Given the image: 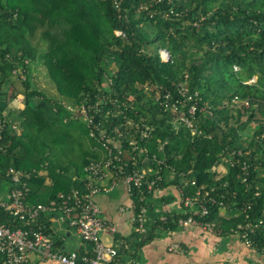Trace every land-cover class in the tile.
Returning <instances> with one entry per match:
<instances>
[{"label":"trees","instance_id":"obj_1","mask_svg":"<svg viewBox=\"0 0 264 264\" xmlns=\"http://www.w3.org/2000/svg\"><path fill=\"white\" fill-rule=\"evenodd\" d=\"M160 49L169 59L161 58ZM38 65L57 97L34 84ZM19 94L22 106H15ZM82 106L93 124L126 126L130 119L131 125L152 127L147 137L137 135L138 159L126 156V162L158 170L160 188L174 185L185 194L209 189L216 201L205 203L204 219L216 228L236 230L261 220L249 237L264 252V0H0V121L6 143L0 174L10 166L30 172L29 206L83 189L85 166L104 158L101 145L88 136ZM180 111L197 132L176 120ZM66 151L74 156L64 157ZM220 164L224 173L215 169ZM152 194L134 188V212L151 209ZM222 208L237 213L228 219L220 215ZM186 216L156 217L144 222V233L133 234L147 241L151 229L173 230ZM39 219L55 241L50 216ZM0 223L25 227L2 209ZM127 239L118 246L120 254L129 252ZM78 251L92 255L91 244L84 241Z\"/></svg>","mask_w":264,"mask_h":264},{"label":"built area","instance_id":"obj_2","mask_svg":"<svg viewBox=\"0 0 264 264\" xmlns=\"http://www.w3.org/2000/svg\"><path fill=\"white\" fill-rule=\"evenodd\" d=\"M116 33L119 32L116 31ZM159 52L163 60L169 59L167 50L160 49ZM167 96L168 94L165 95L166 98ZM233 100L236 101L235 98ZM242 103L246 105L247 101H242ZM116 107L118 111H121L119 105ZM171 107L176 110V102H173ZM96 110H101V108H96ZM194 110L193 104L188 112L193 114ZM106 113H110V110ZM80 115L87 122L88 136L94 138L104 150L103 159L92 161L85 166L87 179L83 183V189L74 188L68 193L58 194L57 199L48 203L29 206L26 202V195L30 172L10 166L3 171V177L0 174V209L25 224V227L20 225L12 227L0 223V264H32L36 259L38 262L55 261L58 264H139L133 259L123 261L118 249L119 245L106 244L100 240L101 231L113 232L115 226L100 216V208L94 197L100 191L117 184L125 186L130 198L134 188L140 189L143 194L161 189L157 186V181L160 180L158 170H153L151 166H130L126 162V156L133 161L138 159L139 154H136L138 137H147L152 127L131 125L130 119L126 120L129 124L126 126L93 124L92 115H89L83 106L80 108ZM176 120L184 122L192 133L197 132L195 125H192L184 111L177 113ZM11 126L16 128L14 124ZM4 128V122L0 121V150H4L6 146V143L2 142ZM139 150L145 151L144 148H139ZM158 162L162 161L158 160ZM150 172H154L155 178H148ZM2 178H4L3 182H1ZM106 178L109 179L106 187L98 183ZM4 182L9 184L6 185ZM191 183L195 184L193 180ZM180 195L181 203L187 207V216L180 218L178 225L187 227L195 224L209 231L216 230L214 222L204 219L208 213L205 203L216 201L209 189L199 186L192 194H185L181 190ZM130 206L133 210L131 220L135 231L144 233L146 231L144 226L146 207L141 206L139 211L134 212L136 204L132 198ZM42 214L55 215L67 226L73 227L83 242L91 244L92 255H79L78 250H64L57 245L43 229L39 219ZM260 223L261 220L256 223L245 221L237 225L236 231L245 244L252 246L249 234ZM125 246L127 245L124 244ZM169 248L173 251H183L177 243L171 244Z\"/></svg>","mask_w":264,"mask_h":264},{"label":"crops","instance_id":"obj_3","mask_svg":"<svg viewBox=\"0 0 264 264\" xmlns=\"http://www.w3.org/2000/svg\"><path fill=\"white\" fill-rule=\"evenodd\" d=\"M217 169L220 173L226 170L223 164L218 165ZM98 183L106 187L109 179L100 180ZM180 191L174 185H167L153 192L152 206L146 210L145 222L152 224L149 222H153L156 217L163 219L165 214H185L187 207L181 203ZM94 199L100 208V216L115 226L113 232L101 231L100 240L105 238L109 242L103 241L104 243L116 245L125 242L126 238L132 241L130 245L128 241L125 243L129 252L120 254L123 261L133 259L139 264H264V252L245 244L233 229L223 231L216 228L209 231L192 224L187 227L178 225L177 228L168 230L156 226L151 229L153 235L150 239L144 242L137 240L139 235L133 234L135 228L131 220V198L123 184L100 191ZM236 213L235 209L229 208H222L220 211V215L228 219ZM50 219V227L57 237L55 242L64 250H79L84 242L75 229L67 226L55 215L50 216ZM173 243L179 244L183 251L170 250L169 246ZM32 264L58 263L38 262L36 259Z\"/></svg>","mask_w":264,"mask_h":264},{"label":"rangeland","instance_id":"obj_4","mask_svg":"<svg viewBox=\"0 0 264 264\" xmlns=\"http://www.w3.org/2000/svg\"><path fill=\"white\" fill-rule=\"evenodd\" d=\"M35 40H36V38H34V41ZM40 50H45V42H42L41 41V48H40ZM32 73H33L32 74L33 82H34V84L38 88H40L41 90H43L48 95H51L53 97H57L58 96V94H57V92L55 90V87H54L52 81L49 79V77H48V75H47L46 70H45L44 67H42L41 65H38L36 67V70H33ZM15 88H16V90H19V91L20 90L22 91V89H23L22 88V85H21V82L18 79L15 80ZM146 89H147V91H150L149 88H146ZM21 97H22V95L19 94L18 95V98H16L15 100H13V105H15V106H22V98ZM81 140L84 142V145H85V143H86V137L85 136H82ZM64 147H65V149H68L70 147V145L67 143ZM73 156H74V154H72L71 152H68V154H67V151L64 154V157H73ZM217 167L215 168L216 170H218ZM103 241L104 242H109L108 239L106 240L105 238H103Z\"/></svg>","mask_w":264,"mask_h":264}]
</instances>
